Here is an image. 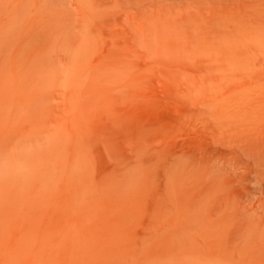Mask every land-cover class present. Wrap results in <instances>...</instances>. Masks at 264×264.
Returning a JSON list of instances; mask_svg holds the SVG:
<instances>
[{"label":"rangeland","instance_id":"374dc122","mask_svg":"<svg viewBox=\"0 0 264 264\" xmlns=\"http://www.w3.org/2000/svg\"><path fill=\"white\" fill-rule=\"evenodd\" d=\"M0 80V142L17 156L29 129L38 151L0 185L8 261L39 263L30 242L55 226L96 236L71 250L81 264H264V159L247 149L264 145V0H0Z\"/></svg>","mask_w":264,"mask_h":264},{"label":"bare ground","instance_id":"6f19581e","mask_svg":"<svg viewBox=\"0 0 264 264\" xmlns=\"http://www.w3.org/2000/svg\"><path fill=\"white\" fill-rule=\"evenodd\" d=\"M43 56V55H42ZM42 60V59H41ZM36 63V62H35ZM35 63H32V64H35ZM38 63V62H37ZM50 65V64H49ZM38 66V65H37ZM36 66V67H37ZM51 66V65H50ZM49 66V67H50ZM32 67V66H31ZM36 67H34L33 66V68L35 69ZM40 67V66H39ZM38 68V67H37ZM41 68H42V70L44 71V73L46 72L45 70L48 68H45V69H43V67H42V64H41V67H40V70H41ZM32 69V68H31ZM51 69V68H50ZM40 70H39V68L37 69V71H39L40 72ZM31 72L32 71H34V70H30ZM30 71L27 73V72H25V74H27L28 75V77L31 75V78H32V74L30 73ZM36 71V70H35ZM47 71H48V69H47ZM48 72H50V70L48 71ZM16 73H18V75L20 74V72L18 71V72H16ZM21 73H22V71H21ZM24 73V72H23ZM23 73L21 74V75H19L18 76V81H19V79L20 78H26L24 75H23ZM29 73H30V75H29ZM42 73V72H41ZM33 74H34V72H33ZM36 74V73H35ZM46 74H48L47 72H46ZM37 75V74H36ZM35 75V76H36ZM38 75H40L39 73H38ZM37 75V76H38ZM42 75V77L44 78V75L43 74H41ZM40 75V76H41ZM14 76H16V74L14 75ZM21 76H24V77H21ZM34 76V78H35V80H37L38 78H39V76L38 77H35ZM28 77L26 78V79H28ZM41 77V78H42ZM47 77H49V75H47ZM12 78H14L15 79V77H12ZM30 78V77H29ZM41 78H40V81H42L41 80ZM46 78V77H45ZM50 78V77H49ZM48 78V79H49ZM25 79V80H26ZM33 79V78H32ZM3 80H5V79H3ZM2 80V81H3ZM11 80H13V79H11ZM20 80H24V79H20ZM28 80H31V79H28ZM27 80V81H28ZM34 80V79H33ZM46 80V79H45ZM44 80V81H45ZM7 81V80H6ZM27 81H24V82H27ZM38 81V80H37ZM9 82H11V81H9ZM13 82H15V84L13 83ZM13 86H11V83L9 84L8 82V84L6 85V83H5V81H3V83H1V80H0V85L1 84H5L6 86H7V90H8V87H10L11 86V88H16V89H18L19 90V88L22 90V91H19V92H23V95H24V91L23 90H25L23 87L24 86H26V85H24L23 86V83H21L22 81H19L21 84V87H20V85L18 84V86H17V82L16 81H14L13 80ZM39 83H41V82H39ZM44 83V82H43ZM42 83V84H43ZM27 84V83H26ZM31 84H32V81H31V83H30V85H28V87H30L31 86ZM34 84H35V82H34ZM15 85V86H14ZM41 84H39V86H40ZM2 86V85H1ZM1 86H0V90H1ZM23 86V87H22ZM18 87V88H17ZM33 87H35L36 88V85L35 86H33ZM38 87V86H37ZM3 88V90H1L3 93H5V91H4V88L5 87H2ZM23 88V89H22ZM6 89V88H5ZM34 89V88H33ZM42 89V88H41ZM40 89V90H41ZM31 88H30V95H31ZM217 90H220V89H217ZM1 91H0V96H2V93H1ZM28 91V90H27ZM28 91V92H29ZM212 91H214V90H212ZM241 91V90H240ZM17 92V91H16ZM26 92V91H25ZM39 91H38V89H37V92H36V90H35V93H38ZM41 92V91H40ZM7 93V92H6ZM5 93V94H6ZM33 90H32V95H33ZM215 93V92H214ZM213 93V95L211 94V98L208 100V102H207V106H209V108H215L216 107V109L218 108V107H220V106H222V104H224L225 103V101H220L221 99H222V95H218V94H214ZM244 93H246V92H244ZM25 94H27V95H29L28 93H25ZM225 94V93H224ZM228 94V93H227ZM8 95V94H7ZM29 95V96H30ZM41 95H43V94H41ZM242 95V94H241ZM3 96H5V95H3ZM2 96V97H3ZM29 96L28 97H25V95L23 96V97H25L26 99H28L29 100ZM206 96H208V95H206ZM226 96V95H225ZM2 97H0V99L2 98ZM33 97V96H32ZM36 97V98H35ZM39 97V96H38ZM37 96H36V94L34 95V99H37L38 98ZM209 97V96H208ZM207 97V98H208ZM5 98V97H4ZM4 98H2V99H4ZM7 98V97H6ZM5 98V99H6ZM18 98V97H17ZM40 98V97H39ZM42 99V101L41 102H43L44 101V103L46 102V99L45 100H43L44 98H43V96L41 97ZM245 98V97H244ZM4 99V100H5ZM24 99V98H23ZM22 98H21V100H23ZM4 100H0L1 102H0V104H4ZM7 100V99H6ZM20 100V101H21ZM25 100V99H24ZM230 99H228V101H229ZM3 101V102H2ZM31 101V100H30ZM30 101H27V102H30ZM33 101H36V100H33L32 99V102ZM38 101H39V99H38ZM16 102H18L17 104H19L20 102H19V100L17 99V101ZM25 102H26V100H25ZM27 102L26 103H24L23 101L19 104V105H22V106H20L21 108L23 107V109H24V106H26L25 104H27ZM24 104V106H23V104ZM36 103H37V101H36ZM40 103V102H39ZM5 104L7 105V103L5 102ZM29 104V103H28ZM35 104V103H34ZM34 104L32 103L31 105L29 104V106L27 105V107H25V111H26V109L27 110H29V108H31L30 106H34ZM41 104H43V103H40V106H41ZM45 105L47 106L48 104H46L45 103ZM45 105H44V107H45ZM3 107L5 106V105H2ZM224 106V105H223ZM15 107L17 108L18 106H16V103H15ZM29 107V108H28ZM35 108H36V106H34ZM44 107H40L41 109H43ZM47 107H49V106H47ZM0 108H2L1 106H0ZM22 109V110H23ZM45 109V108H44ZM43 109V110H44ZM49 109V108H48ZM2 110V109H1ZM0 110V111H1ZM3 110L5 111L6 109H5V107L3 108ZM1 111L2 113L4 112V111ZM34 110V109H33ZM38 111H43V110H39V107H38V109H37ZM37 110H36V112H37ZM46 110V109H45ZM44 110V111H45ZM35 111V110H34ZM7 111H5L4 113H3V115L6 113ZM27 112V111H26ZM31 112V111H30ZM46 112V111H45ZM221 113L222 114V112L220 111V110H216V113ZM20 113V112H19ZM34 113V112H33ZM8 114H10V113H7L6 115H4V116H8ZM16 113H14L13 115H15ZM30 114V113H29ZM226 114V113H225ZM3 115H0V118H2V116ZM11 115V114H10ZM10 115H9V117H5V119L6 118H8V119H6V121L5 120H3V119H0V120H3V121H0L1 123L2 122H8V120H10ZM36 115V114H35ZM43 115H45L44 113H43ZM43 115H40V117L41 116H43ZM46 115H48V113L46 114ZM222 115H224V114H222ZM17 116V115H16ZM16 116H14V117H16ZM28 115H26V117H27ZM38 115H36V123H38V122H41L40 124L42 125H44V121L42 120V118H44L45 116H43V117H37ZM225 116V115H224ZM241 116V115H240ZM46 117H48V119L45 121V122H47L46 124H47V126H46V128H49V124H48V121H49V115L48 116H46ZM45 117V118H46ZM4 118V117H3ZM38 118H40L41 119V121H40V119H38ZM221 118V117H220ZM253 118V117H252ZM250 118H248V120H249ZM18 120V119H17ZM26 120H28V119H26ZM32 120V118H30V126H31V124L33 125V123H35V120L33 121H31ZM45 120V119H44ZM252 120V119H251ZM12 121V120H11ZM14 121H15V119H14ZM14 121H13V123H14ZM28 122V121H27ZM31 122H33V123H31ZM50 122V121H49ZM223 122V121H222ZM12 123V122H11ZM4 125V124H3ZM8 124H6V126H7ZM12 125H14V124H12ZM36 125H38V124H35V125H33L31 128H36V127H39V125L38 126H36ZM40 125V126H41ZM49 125V126H48ZM218 125V124H217ZM6 126H5V128H6ZM34 126H36V127H34ZM59 127V126H58ZM2 128H4V126L3 127H1L0 126V130L2 129ZM11 128H14V127H10L9 129H11ZM31 128H30V130H31ZM42 128V131H43V129H45V126L43 127H41ZM41 128H39V129H41ZM52 127H50V129H51ZM53 128H55L54 127V125H53ZM53 128L51 129V130H53ZM60 128H61V126H60ZM9 129H8V132H10L9 131ZM15 129V128H14ZM21 129V128H20ZM19 128L17 129V131H19L20 130ZM24 129V128H23ZM36 129H38V128H36ZM63 129H64V127H63ZM3 130V129H2ZM46 130V129H45ZM60 129H58V131H59ZM15 131H16V129H15ZM32 131H34L35 133H33ZM40 132H41V130H39ZM47 131H49V129L47 130ZM63 131V130H62ZM61 131V132H62ZM5 132V131H4ZM13 132H14V130H13ZM27 132V133H26ZM30 132H32V134L30 133L29 135L31 136H33L34 134H36V135H41V134H37V133H40V132H38V130H37V133H36V131H35V129L34 130H31ZM56 131H54L53 133H55ZM11 133H12V131H11ZM10 133V134H11ZM16 133H20V132H16ZM25 133H26V135L25 136H23V138H24V142H23V140L20 142V143H22V144H20L17 148H19L20 147V151L18 152V154H17V156H16V153H12V155H9L7 152L8 151H6V150H11V149H8V148H10L9 147V144L11 145V143H12V138H13V141L15 142V140H17V139H15L16 137H14V135H12L13 137L12 138H10V136H7V134H6V136L7 137H9L8 138V140L10 139V142L9 143H7L6 142V140H7V138H3L2 140H5V141H2V142H6L7 144H6V146H5V143L4 144H2V142H0L1 144H0V185H5V184H7V182H9V180L11 179H7L8 178V176L9 175H7L5 172H8V171H6L7 169H6V165H10V166H12V167H10L9 169V171H11V176H13V174H15V175H20V173L19 172H21V175H22V173H23V169L21 168V163H22V160H24V162L26 161V164H31L34 160H35V158L37 157V153H38V151H37V153H35L34 151H33V147H31V148H29V147H27L26 146V142H28L29 144H30V142L29 141H31V140H29L30 139V137H29V135H28V137H29V141L27 140V139H25V138H27L26 136H27V134L29 133V129H28V131H25ZM57 133H59V132H57ZM57 133H55V135H57ZM67 133V132H66ZM14 134H15V132H14ZM3 135V134H2ZM49 135V134H48ZM63 135H64V133H63ZM62 135V136H63ZM0 136H1V131H0ZM15 136H17V134H15ZM18 136H20V135H18ZM43 136H45V138L46 139H48V137H46L47 135L46 134H43ZM42 136V137H43ZM54 135H51V137L54 139V137H53ZM71 136H73V135H71ZM56 137V136H55ZM59 137H60V135L58 134V139H56V141L58 140V142H56V141H54L53 139H52V141L55 143V146L57 147H59V145H56V144H59ZM37 138H39V136L37 137ZM40 138H41V136H40ZM50 138V137H49ZM73 138H74V136H73ZM15 139V140H14ZM33 141H37V140H35V136H33L32 138H31ZM67 138H65V140H66ZM42 140V139H41ZM45 139H43L42 140V142L44 141ZM72 141H73V139H71ZM0 141H1V139H0ZM48 141L46 140L45 141V147H46V144H47V146L49 145V144H51V145H53L54 146V143L53 142H48ZM67 142V141H66ZM65 142V143H66ZM26 143V144H25ZM35 143V142H34ZM73 143V142H72ZM66 144H68V143H66ZM1 145H3V146H1ZM7 145H8V147H7ZM23 145H25V146H23ZM71 145V144H70ZM43 146V145H42ZM5 147H7V149L5 148ZM45 147H44V149H45ZM50 147V146H49ZM74 147V146H73ZM39 148V147H38ZM51 148V147H50ZM54 148V147H53ZM251 149V151L252 152H254V154H255V156H256V159L257 160H261V159H264V145L263 144H255V146H253L252 147V145H251V143H248L247 144V149ZM40 149V148H39ZM46 149H48V148H46ZM56 149V148H55ZM248 149V150H249ZM51 150H53V149H51ZM63 150H64V148H63ZM73 150H75V149H73ZM49 151V150H48ZM65 151V150H64ZM64 151L62 152V154H64ZM66 151H68V150H66ZM11 152V151H10ZM41 152V151H40ZM52 152H54V151H52ZM73 152H75V151H73ZM45 153V152H44ZM47 153H49V154H51V152H47L46 151V154ZM67 153V152H66ZM62 154H61V156H62ZM66 154H64L63 156H65ZM11 156H13L12 158H11ZM59 156V155H58ZM57 156V157H58ZM61 156H60V158H61ZM73 156H74V153H73ZM72 156V157H73ZM89 156V155H88ZM56 157V158H57ZM74 158V157H73ZM45 159V158H44ZM68 159V158H67ZM61 160V159H60ZM69 160V159H68ZM72 160V159H71ZM62 161H63V159H62ZM54 163H55V161H53ZM61 162V161H60ZM70 163H71V161H70ZM80 163V162H79ZM60 164V163H59ZM62 165V164H61ZM86 165V164H85ZM59 166V165H58ZM69 166H71V164L69 165ZM77 167V166H76ZM82 167H84V166H82ZM58 169H60V168H58ZM82 169H84V168H82ZM86 169V168H85ZM69 171H70V169H69ZM68 175H71V174H68ZM73 176V175H72ZM58 177V176H57ZM54 178V177H53ZM68 178H69V176H68ZM70 179V178H69ZM67 181V180H66ZM88 181V180H87ZM69 182V187H72V186H70V185H72V181L70 182V181H68ZM77 182V181H76ZM127 184L128 183H130V182H128V180L127 181H125ZM125 182H123V183H125ZM125 183V184H126ZM116 185H118V184H116ZM120 185V184H119ZM67 186V185H66ZM107 186V185H106ZM125 186V185H124ZM119 187V186H118ZM122 187V186H121ZM99 188H100V186H99ZM104 188V187H103ZM102 193H103V191H102ZM103 196V195H102ZM246 196V195H245ZM105 199V198H104ZM245 199V198H244ZM78 200V199H77ZM250 200H248V202H249ZM94 202V201H93ZM99 202V201H98ZM245 202H247V201H245ZM247 204V203H246ZM257 205V204H256ZM81 206V205H80ZM100 206V205H99ZM98 206V207H99ZM96 207V206H95ZM257 208V207H256ZM255 208V210H258L259 208H257L256 209ZM247 209V208H246ZM252 211H254V210H252ZM79 212V214H78V217L80 218V219H86V218H88V217H90L91 215H90V211L88 210V209H86V208H84V207H81L80 208V210L78 211ZM259 212H262L261 210L259 211ZM23 213V212H22ZM264 215V212L262 213V216ZM62 218H64V217H66L67 216V214L64 212V211H62V212H60V214H59V220L61 219V217ZM255 216H257V214L255 215ZM57 218V219H58ZM4 220V219H3ZM20 220H22V219H20ZM18 221V220H17ZM60 222V221H59ZM3 223H4V221H3ZM21 223V222H20ZM7 224V223H6ZM66 224V223H65ZM105 225V224H104ZM34 226V225H33ZM234 225H232V227H233ZM253 226H254V224H253ZM7 227V226H6ZM5 226H3V225H0V264H5V262H11V261H8V258L10 257V256H12V253H13V251H12V247L9 249V247L10 246H8L10 243H9V240L11 239V236H10V232H7L8 231V229L6 228ZM237 227V226H236ZM56 228H57V232L59 233V237H60V245H61V249L60 250H57V252H55L54 254H51L50 252H48V248H49V245H50V242H49V238L46 236V238H44V234H47V235H53L54 233H56ZM55 228V226L54 227H45V229L43 230L44 231V233L42 234L43 235V240H41L40 241V243L38 244H35V242L34 241H32V242H30V245L29 246H31V248H32V250H34L33 252H34V255H36V257L37 258H39L38 260H39V263H36V264H81V256H73V254H72V252H71V250L74 248V247H81L79 250H81L82 251V253H84V251H89L87 248H86V244L87 243H92L93 244V242H92V240L93 239H95V237L96 236H94L93 234H90V233H82V231H81V233L82 234H84L85 235V237H83L82 238V240H78V241H75V240H73V239H69V234L66 232V231H62V230H59L60 228L59 227H56ZM67 229V228H66ZM18 230V229H17ZM28 230V229H27ZM26 230V231H27ZM32 230V229H31ZM11 231V230H10ZM17 232V231H16ZM19 232V231H18ZM23 233V232H22ZM25 233V232H24ZM74 233L76 234V233H78L77 231H74ZM26 234V233H25ZM81 234V235H82ZM16 235V234H15ZM15 235H13L14 236V239H13V241L15 240ZM18 235V234H17ZM67 236H68V238H67ZM20 237V236H19ZM34 237V236H33ZM31 239V238H30ZM17 238H16V241H14L15 242V244L17 243ZM25 240V239H24ZM28 240V239H27ZM130 240V239H129ZM19 241V240H18ZM51 241V240H50ZM53 241V240H52ZM80 241V242H79ZM28 243V242H27ZM55 243V242H54ZM13 244V243H12ZM12 244H11V246H12ZM15 244H13V246L15 247ZM22 244V243H21ZM95 244V243H94ZM52 245H53V243H52ZM99 245V250H100V252H101V254L99 253V255L100 256H98V257H101L103 260H105V258H108V257H110L109 255H108V253H107V251L106 250H103L104 248L100 245V244H98ZM8 246V247H7ZM25 246H28V245H25ZM21 247V246H20ZM51 247V246H50ZM101 247V248H100ZM18 248V247H17ZM26 248V247H25ZM87 249V250H86ZM170 250V249H169ZM106 251V252H105ZM26 252V251H25ZM2 255V256H1ZM22 255V254H21ZM24 255V254H23ZM22 255V256H23ZM13 256H14V254H13ZM24 257V256H23ZM18 258V257H17ZM28 258H30V255H29V257ZM13 260V262H15L14 261V257L12 258ZM23 259V258H22ZM31 259V258H30ZM190 259V258H189ZM35 260V259H34ZM24 261H26V260H24ZM18 262V261H17ZM28 262V261H27ZM31 262V261H30ZM30 262H29V264H30ZM10 264H13L12 262L10 263ZM18 264H20L19 262H18ZM99 264V263H98Z\"/></svg>","mask_w":264,"mask_h":264}]
</instances>
